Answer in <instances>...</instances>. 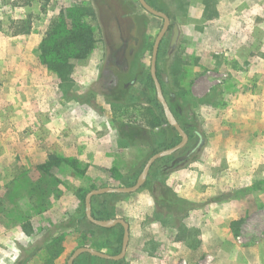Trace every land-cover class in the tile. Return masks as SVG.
<instances>
[{"label": "rangeland", "instance_id": "obj_1", "mask_svg": "<svg viewBox=\"0 0 264 264\" xmlns=\"http://www.w3.org/2000/svg\"><path fill=\"white\" fill-rule=\"evenodd\" d=\"M125 1L132 3L136 23L128 71L134 81L123 96L121 81L122 89H110L104 85L113 77H101L118 25H105L95 0H0V264H14L23 257L21 248L31 252L53 223L84 214L87 190L132 185L152 153L176 138L156 119L159 106L148 101L156 98L150 58L163 20L137 0ZM150 2L180 31L174 49L168 31L158 52L157 70L167 75L165 98L175 117L189 129L199 126L203 135L190 156L157 160L147 176L162 173L165 186L196 203L186 216L177 208L175 219L149 186L114 201L113 214L130 224L127 264H201L206 252L190 259L186 252L202 251L207 209L224 221L219 235L231 259L264 264V0ZM68 8L94 41L85 59L70 60L72 82L63 88L42 63L41 49L51 34L62 35L55 23ZM189 141L194 146L198 138ZM49 154L57 160L47 164ZM168 164L173 169L164 171ZM236 220L240 224L232 227ZM61 238L53 262L41 249L28 264H67L94 234L79 226ZM76 261L93 264L86 254Z\"/></svg>", "mask_w": 264, "mask_h": 264}, {"label": "trees", "instance_id": "obj_2", "mask_svg": "<svg viewBox=\"0 0 264 264\" xmlns=\"http://www.w3.org/2000/svg\"><path fill=\"white\" fill-rule=\"evenodd\" d=\"M87 10L91 16H95L93 10L88 8ZM77 18L78 17L75 16L71 8L63 9L58 17V22L55 23V25L63 27L62 35L52 39L53 34H51L50 40L46 39L41 49L42 63H44L47 68L53 70L57 74L58 78L61 81L60 86L63 88H64L63 86L64 83L72 82L71 80L72 64L70 60L73 58L85 59L94 41L92 32L89 28L81 27L80 24L75 23ZM69 21H71L73 24L71 27L69 26L68 23ZM48 36H50V33L48 34ZM73 49H76L79 53V55H77L76 57L73 56L74 55L72 53ZM149 76H150V80L153 82L151 74H149ZM157 76L161 82L163 89L164 81L162 80V73H160L158 70H157ZM148 101L150 103H154L156 106H159V109L161 110L159 116L160 119L156 117L158 122L160 123L164 122L167 125H169L165 119L162 107L158 102L157 98L152 99L148 97ZM176 118L183 127V129L187 132L189 136V140H192L193 138L194 139L198 138L197 144L193 146L189 141L179 151L173 153L170 156H165L163 158H160L159 160H165L166 158L169 157L171 161L173 160L174 157H176L177 154L178 155L183 154L185 157L190 156V153H194V151L197 150V145L200 144L202 141L201 136L203 135V131L199 126L194 124V126L189 129L184 125L183 121H181L179 117ZM174 137L176 138L171 139L168 147L174 146L180 141V136L178 135V133H176ZM56 160L57 158L54 154H49V162L47 164H50L52 163V161H56ZM164 167H165L164 171H171L174 165L168 164V166L166 165ZM46 168L49 170L50 166ZM161 175L162 173L157 172L152 179H150L149 177V179L146 180V182L144 183V186L150 187V191L152 195L155 197L156 203L160 206H163L168 213L173 214L175 219H179L176 216L177 213L175 211L177 208L182 209L184 211L183 216L184 215L186 216L188 211H190L192 208L196 206V203L177 196L174 192L170 190V188L164 185V182L161 181ZM156 184L162 185V189L159 190V188L155 186ZM89 190H87L82 195L83 205H84L85 195ZM127 195L128 194L126 193H105V194L93 196L91 201L93 216L99 219H108L113 217L115 218L116 215L113 214L114 201L122 199ZM97 200H102L101 205L95 206V202ZM213 201L216 202V199L211 200V202ZM240 221L241 220L232 221L231 226L234 227L237 224H240ZM79 226L84 227L87 231H90L91 234H94L93 242L90 243V246H92L93 248L101 251H102V247L107 248L108 250H110V252H108L110 254H118L120 252L122 238H123L122 227L120 225H116L111 228H104L97 226L91 223L89 220H87L84 212V214L69 216L68 218L62 221L59 222L57 221L53 223L47 229L46 236L44 238L38 239L35 242L34 244L35 248L31 252L26 254V249L21 248V251H23V257H19L14 264H28L31 261V259L36 255V253L41 249H46L49 252L50 257H52L51 262H53L54 258L58 256V254L61 252V249L63 248L62 238H61L63 232L68 229L77 228ZM117 231H120L119 234L117 235L118 238L103 239V237H105V233H112V232L115 233ZM57 234H61V235H57ZM102 234L104 235L102 236ZM57 246H60V249L56 250L54 252L55 254H52L53 252L52 250L54 249V247ZM84 254H86V256H89L90 261L93 264H127L125 257L120 260H105L96 256H91L88 253H84ZM74 264H77L76 260L74 261Z\"/></svg>", "mask_w": 264, "mask_h": 264}, {"label": "water", "instance_id": "obj_3", "mask_svg": "<svg viewBox=\"0 0 264 264\" xmlns=\"http://www.w3.org/2000/svg\"><path fill=\"white\" fill-rule=\"evenodd\" d=\"M139 3L142 5V7L147 10L149 13L161 17L163 19V24L158 31L153 47H152V54H151V61H150V74L152 77V80L154 82L155 91H156V98L158 102L160 103L165 119L168 122V124L178 133L180 136V141L175 144L174 146H171L169 148L157 151L153 153L145 162L141 172L137 176L136 181L134 184L129 186H103V187H97L89 190L84 198V206H85V216L87 220H89L91 223L104 227V228H111L116 225H120L123 229V238H122V244L121 249L118 254H110L105 251L97 250L90 246H79L73 250L71 255L69 256L67 260V264H74V261L82 254L88 253L91 256H96L105 260H120L125 257L129 239H130V224L127 220H125L122 217H115V218H108V219H99L95 218L92 214V197L96 195H101L105 193H133L138 191L146 182L148 173L152 167V165L159 160L160 158H163L165 156L172 155L173 153L179 151L182 149L188 142V134L183 129L181 124L178 122L177 118L175 117L173 111L171 110L163 89L161 82L157 76V56L159 51L160 43L165 35V33L168 31L170 26V19L168 15L162 11L156 10L152 6H150L145 0H138ZM179 27L175 24L172 27V36L170 40V48L174 49L178 37H179ZM167 75L165 73H162V80L166 81Z\"/></svg>", "mask_w": 264, "mask_h": 264}, {"label": "flooded vegetation", "instance_id": "obj_4", "mask_svg": "<svg viewBox=\"0 0 264 264\" xmlns=\"http://www.w3.org/2000/svg\"><path fill=\"white\" fill-rule=\"evenodd\" d=\"M145 1L150 6L155 8L156 10H159L156 5L155 6L152 5L150 0H145ZM137 2L139 3L138 0H137ZM95 3L97 6V9H99V11H100V15H102V17L104 18V22H105L106 26H108V25L113 26L116 24L118 25V27H117V30H118L117 36L118 37L116 38V44L115 43L112 44V47L109 50V55L107 56V61L104 63V69L102 70L101 77H106L108 75L113 77V78L109 79L104 85L106 88H110V89L113 87L119 88L120 81H121V84L124 85V87H123L124 93L122 95L125 96L128 94L131 83L134 81L133 79H129L130 74L128 72L129 71V60L132 58V55H133L130 52V47H131L130 41L132 40V27L136 23L134 16L131 14V11H132L131 10V4L132 3L126 2L125 0H95ZM139 5L141 6V8L144 11L149 13L147 10H145L142 7V5L140 3H139ZM149 14H151V13H149ZM151 15H153V14H151ZM153 16H155V15H153ZM156 17H158V16H156ZM168 17L170 19V26H169L168 31H171V33H172V27L176 23H174L171 20V17L169 15H168ZM159 18H161V17H159ZM171 36H172V34H171ZM162 42H163V39L160 43V46H161ZM160 46H159V49H160ZM130 53H131V55H130ZM151 54H152V51H151ZM150 61H151V58H150ZM111 65H113L114 68L116 69L115 72H114V70H112ZM126 72H128V73H126ZM119 89H122V88H119ZM123 90H120V91L122 92Z\"/></svg>", "mask_w": 264, "mask_h": 264}, {"label": "crops", "instance_id": "obj_5", "mask_svg": "<svg viewBox=\"0 0 264 264\" xmlns=\"http://www.w3.org/2000/svg\"><path fill=\"white\" fill-rule=\"evenodd\" d=\"M202 219L204 220L202 224L203 238H202V251L193 252L187 250V255L194 257L196 253L206 252V256L199 259V263L204 262L209 264H239L235 259H231L229 250L223 246L224 239L219 235V230L224 225V221L220 215L211 213L210 210H206L203 213ZM210 257V258H209Z\"/></svg>", "mask_w": 264, "mask_h": 264}, {"label": "built area", "instance_id": "obj_6", "mask_svg": "<svg viewBox=\"0 0 264 264\" xmlns=\"http://www.w3.org/2000/svg\"><path fill=\"white\" fill-rule=\"evenodd\" d=\"M210 258V257H209Z\"/></svg>", "mask_w": 264, "mask_h": 264}]
</instances>
